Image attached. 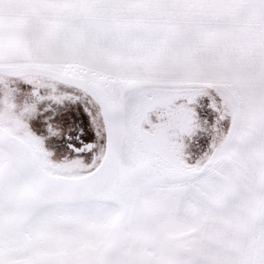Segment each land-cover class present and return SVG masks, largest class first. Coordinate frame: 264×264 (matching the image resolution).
<instances>
[{
    "label": "snow or ice",
    "instance_id": "1",
    "mask_svg": "<svg viewBox=\"0 0 264 264\" xmlns=\"http://www.w3.org/2000/svg\"><path fill=\"white\" fill-rule=\"evenodd\" d=\"M0 264H264V0H0Z\"/></svg>",
    "mask_w": 264,
    "mask_h": 264
},
{
    "label": "rangeland",
    "instance_id": "2",
    "mask_svg": "<svg viewBox=\"0 0 264 264\" xmlns=\"http://www.w3.org/2000/svg\"><path fill=\"white\" fill-rule=\"evenodd\" d=\"M205 99H207V98H205Z\"/></svg>",
    "mask_w": 264,
    "mask_h": 264
}]
</instances>
